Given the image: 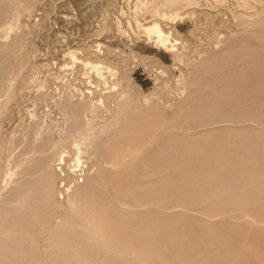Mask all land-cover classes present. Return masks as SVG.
<instances>
[{
    "label": "rangeland",
    "instance_id": "1",
    "mask_svg": "<svg viewBox=\"0 0 264 264\" xmlns=\"http://www.w3.org/2000/svg\"><path fill=\"white\" fill-rule=\"evenodd\" d=\"M119 102L114 154L76 165ZM37 149L67 158L20 219L73 229L35 227L29 264H264V0H0V187Z\"/></svg>",
    "mask_w": 264,
    "mask_h": 264
},
{
    "label": "bare ground",
    "instance_id": "2",
    "mask_svg": "<svg viewBox=\"0 0 264 264\" xmlns=\"http://www.w3.org/2000/svg\"><path fill=\"white\" fill-rule=\"evenodd\" d=\"M157 26H154L149 31L155 33L157 40L161 44H164L166 43L167 38L162 35L163 32ZM200 67H202V65ZM66 101L70 108L71 115L75 113L73 111L78 107H83L84 110H88L90 113L93 112L90 103L81 100H74L70 97H67ZM127 105V102H119L115 104L113 107V116L101 127H94L91 122L88 121L83 123L82 127L78 128V130L75 128L76 132H74V136L72 135V150H70L72 152L70 153L71 155L69 154V157L76 163V165H81L80 160H82V156L91 160L95 157L96 159H99L102 157L101 154L108 156L114 154L116 151L115 148L112 147L114 138H118L125 134L122 129L123 125L128 122L124 115V109ZM112 132L115 134L111 135ZM43 153L44 151L37 149L34 150L30 156L23 157L17 161L15 164V170L6 175L4 185L0 187V264H29L27 259L31 255L30 249L34 246L32 241L34 240V235L32 233L33 231H37L33 230L35 227L39 230L43 229V231H48L49 229V241L52 242V247L61 246L62 240H59L62 239L63 235L59 234V229L64 232H69L73 229L70 225L68 226L64 224H58L57 229H46L44 225L37 224L32 226L26 224L24 220L20 219L22 214L30 208L32 199L37 195L42 194L43 189H47L48 185L46 181L50 187L54 186V174L58 171L54 168L53 162L58 160L60 162V164H58L60 168L61 163L67 158V156L63 155L66 154V151L62 150L58 151L56 149L51 154L49 153L48 156L43 155ZM98 156L99 158H97ZM98 161H100V159ZM78 172L79 173L74 176H69L67 174L62 175L61 181L64 183V186L72 183L69 189H76L79 183L78 179L81 178V183L83 180L82 178L86 177L84 176V169ZM85 228L89 230L88 227Z\"/></svg>",
    "mask_w": 264,
    "mask_h": 264
}]
</instances>
